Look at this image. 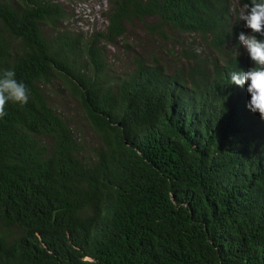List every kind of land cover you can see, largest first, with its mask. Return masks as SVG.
<instances>
[{"label": "trees", "instance_id": "16d2710c", "mask_svg": "<svg viewBox=\"0 0 264 264\" xmlns=\"http://www.w3.org/2000/svg\"><path fill=\"white\" fill-rule=\"evenodd\" d=\"M57 2L0 0V71L29 96L0 118V264H264V120L230 81L252 66L249 0H110L85 40L56 35ZM134 19L159 52L182 49L171 68L152 52L110 74L101 44Z\"/></svg>", "mask_w": 264, "mask_h": 264}, {"label": "rangeland", "instance_id": "374dc122", "mask_svg": "<svg viewBox=\"0 0 264 264\" xmlns=\"http://www.w3.org/2000/svg\"><path fill=\"white\" fill-rule=\"evenodd\" d=\"M57 3L63 8L65 18L60 22V30L56 32V35L60 33L65 35L66 33H72L73 35L80 34L84 35L85 40L90 39L91 35L96 32H104V17L102 11L105 12L106 6H108V13L111 12L110 0H58ZM153 21L154 19L148 20L149 23H153ZM145 22L146 21L134 19L132 24H126L125 35L118 38L115 44H101L107 51L108 62L111 66L110 74L116 76L122 75V73L131 68V64L137 54L146 55L152 52H155L156 56H158L157 59L160 64L164 65L166 69L171 68L168 63L169 60H171L172 54L178 55L181 53L182 49L167 45L168 48H172V54L168 53V48L167 50L163 49L159 52L155 45L153 46L147 41V32L144 26ZM91 24L95 26L94 31L86 30L87 26ZM107 24L109 25V21H107ZM184 37L189 39L186 35ZM156 38L157 37H154V39ZM191 38H195V36ZM125 40L128 41L126 42ZM142 42L146 45L143 46ZM60 83L59 80L54 81L52 91L58 90V84L60 85ZM54 104L63 111V116L66 119L71 120L70 123L75 130L82 133L81 137L83 142L86 144L89 142H96V139H92L93 135L91 132H87V126L81 117L82 109L78 103L66 99L65 95L62 99L60 94H55Z\"/></svg>", "mask_w": 264, "mask_h": 264}, {"label": "clouds", "instance_id": "9594fccd", "mask_svg": "<svg viewBox=\"0 0 264 264\" xmlns=\"http://www.w3.org/2000/svg\"><path fill=\"white\" fill-rule=\"evenodd\" d=\"M106 14L108 6L103 13L104 32L109 28ZM239 21H243L245 28L250 30L248 34L239 33L238 42L246 50L252 66L246 71H233L230 81L238 87L246 85V91L250 95L246 107L264 120V0H249L245 3L239 13ZM28 99V89L23 82L16 80L15 72L0 71V118L6 115L5 107L8 102L24 105Z\"/></svg>", "mask_w": 264, "mask_h": 264}, {"label": "built area", "instance_id": "2783aa9c", "mask_svg": "<svg viewBox=\"0 0 264 264\" xmlns=\"http://www.w3.org/2000/svg\"><path fill=\"white\" fill-rule=\"evenodd\" d=\"M103 13H104V11H102V14H103ZM104 24H105V22H104ZM94 28H95V26H94L93 24H91V25H88V26H87L86 30L94 31Z\"/></svg>", "mask_w": 264, "mask_h": 264}]
</instances>
